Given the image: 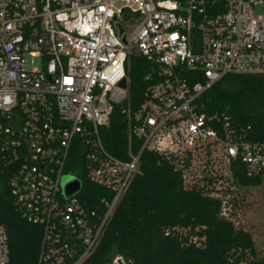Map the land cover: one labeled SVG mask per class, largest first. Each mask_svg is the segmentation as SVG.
Here are the masks:
<instances>
[{
  "label": "built area",
  "instance_id": "1",
  "mask_svg": "<svg viewBox=\"0 0 264 264\" xmlns=\"http://www.w3.org/2000/svg\"><path fill=\"white\" fill-rule=\"evenodd\" d=\"M263 8L264 0H0V184L22 218L43 227L38 264H87L142 175L144 151L176 163L186 189L207 187L232 222L235 169L263 179L264 140L230 117L201 114L198 101L228 75H264ZM125 9L140 16L124 21ZM131 56L155 70L130 118L142 149L123 161L102 131L128 102ZM75 156L104 190L103 212L83 204L82 188L65 193L63 179L78 178L68 172ZM10 262L0 224V264Z\"/></svg>",
  "mask_w": 264,
  "mask_h": 264
},
{
  "label": "trees",
  "instance_id": "2",
  "mask_svg": "<svg viewBox=\"0 0 264 264\" xmlns=\"http://www.w3.org/2000/svg\"><path fill=\"white\" fill-rule=\"evenodd\" d=\"M154 70L142 57L129 58L128 102L115 109L110 127L102 131L106 149L123 161L142 149V142L130 139V118L153 83L147 77ZM198 106L201 114L227 116L237 127H250L252 141L264 140V75H228L202 95ZM72 163L68 172L82 182L83 204L103 212L98 202L104 190L87 181L81 156ZM177 167L144 151L142 175L131 182L87 264H112L116 256L127 264H264L251 233L220 216L221 202L209 196L207 187L186 189ZM235 171L239 186L263 183L261 178H247L243 166ZM0 224L7 230L10 264H38L43 227L22 218L7 182L0 184Z\"/></svg>",
  "mask_w": 264,
  "mask_h": 264
},
{
  "label": "rangeland",
  "instance_id": "3",
  "mask_svg": "<svg viewBox=\"0 0 264 264\" xmlns=\"http://www.w3.org/2000/svg\"><path fill=\"white\" fill-rule=\"evenodd\" d=\"M202 162H205L203 156ZM208 169L209 166H207ZM200 173H202L201 176H204L203 168L196 170L197 176H200ZM64 181L65 179H63ZM262 181V185L258 187L237 186L236 190L229 187L227 194L232 196L230 204L234 206L232 223L236 228L251 233L260 257H264V178Z\"/></svg>",
  "mask_w": 264,
  "mask_h": 264
},
{
  "label": "water",
  "instance_id": "4",
  "mask_svg": "<svg viewBox=\"0 0 264 264\" xmlns=\"http://www.w3.org/2000/svg\"><path fill=\"white\" fill-rule=\"evenodd\" d=\"M139 16H140L139 13L134 14L129 9H125L122 13V19L124 21H128L133 17L138 18ZM123 32H124V30L122 29V27H120V34H123ZM121 86L123 88L127 87L126 80H124L121 83ZM63 188H64V191L67 195H75L81 189V181L75 177H67V178H65V181L63 182Z\"/></svg>",
  "mask_w": 264,
  "mask_h": 264
}]
</instances>
